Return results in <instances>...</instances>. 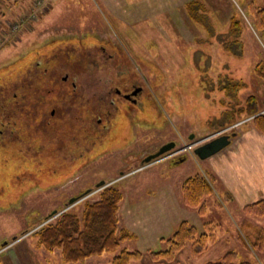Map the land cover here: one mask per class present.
<instances>
[{
    "label": "rangeland",
    "instance_id": "obj_1",
    "mask_svg": "<svg viewBox=\"0 0 264 264\" xmlns=\"http://www.w3.org/2000/svg\"><path fill=\"white\" fill-rule=\"evenodd\" d=\"M190 1L193 15L185 7ZM263 4L15 0L0 5V263L79 264L62 262L60 249L38 246L34 231L65 210L80 215L85 201L115 184L122 193L118 228L134 235L119 249L143 254L130 264H205L229 250L236 251L237 264H264V252L248 244L254 229L264 228V216L244 214L219 183L220 194L206 197L203 214L186 206L181 192L187 177L211 173L208 158L199 159L195 147L253 126L252 116L226 122L230 109L253 94L264 113V80L253 73L264 55L254 28L255 8ZM104 41L115 42L119 52ZM109 52L143 87L139 122L131 117L132 125L117 111L105 116ZM7 126L17 131L14 142L5 140ZM170 141L175 142L170 150L142 161ZM72 197L77 200L70 204ZM182 220L198 232L204 222H213L215 241L199 254L187 244L173 261H153L148 251L167 248L166 239ZM113 255H91L85 262L110 264Z\"/></svg>",
    "mask_w": 264,
    "mask_h": 264
},
{
    "label": "trees",
    "instance_id": "obj_2",
    "mask_svg": "<svg viewBox=\"0 0 264 264\" xmlns=\"http://www.w3.org/2000/svg\"><path fill=\"white\" fill-rule=\"evenodd\" d=\"M192 4L193 2L190 1L185 6L189 7L188 11L191 15H193L191 13ZM254 17V28L264 42V4L255 8ZM232 27L234 28V25L231 24L230 28ZM253 73L264 80V55L253 66ZM258 111V101L255 95H249L242 106L234 110L230 109L229 113L232 116L226 122L231 123L241 115L252 116L253 127L264 133V113ZM214 183V175L208 173H196L187 177L181 183L183 203L195 208L199 214H203L206 210L205 199L213 194ZM121 197L122 193L115 184L103 187L96 200L84 202L80 215L65 210L58 214L54 221L34 231L37 245L47 251L60 249L61 261L64 263L87 264L85 260L89 256L100 255L104 252L114 253L110 264H130L140 260L143 254L139 250L119 249L123 241L134 237L126 228L119 229L117 225V212ZM226 197L230 198L228 192ZM215 204L218 205L219 202L216 201ZM242 211L246 215L264 216V198L244 205ZM203 228V231L198 232L194 225L182 220L173 234L166 239L167 248L149 250V257L153 261L171 262L187 244L190 245L193 254L202 253L216 239V224L207 221L203 223ZM254 233V239L248 244L252 249L264 252V228L257 227ZM236 259V251L229 250L218 261H208L205 264H237ZM238 264L252 263L241 261Z\"/></svg>",
    "mask_w": 264,
    "mask_h": 264
},
{
    "label": "crops",
    "instance_id": "obj_3",
    "mask_svg": "<svg viewBox=\"0 0 264 264\" xmlns=\"http://www.w3.org/2000/svg\"><path fill=\"white\" fill-rule=\"evenodd\" d=\"M15 0H3L1 5ZM210 174L214 175V192L229 193V201L240 207L264 198V133L253 126L236 133L231 142L208 157ZM218 190V191H217ZM211 194V195H213Z\"/></svg>",
    "mask_w": 264,
    "mask_h": 264
},
{
    "label": "flooded vegetation",
    "instance_id": "obj_4",
    "mask_svg": "<svg viewBox=\"0 0 264 264\" xmlns=\"http://www.w3.org/2000/svg\"><path fill=\"white\" fill-rule=\"evenodd\" d=\"M104 43H111V48L113 50H116L115 52H119V48L117 47L116 43L113 41H104ZM103 45V44H100ZM115 56V54H114ZM113 52H109L107 55L106 64H107V85L106 88L103 90L106 95L108 96L107 99L104 98L105 104H104V109H105V116L112 118L113 113L116 112L117 116L123 117V119L126 121V123H129L132 125V121L130 120L131 117L139 122V109L143 107L140 106V102L143 103L145 100V96L143 94V87L139 86V81L135 80V78L129 77V73L123 69L121 71L119 69L118 63H115L111 60L113 59ZM113 72V73H112ZM131 73V72H130ZM132 74V73H131ZM67 75V74H66ZM64 75L62 76L63 80L67 79V76ZM116 77V78H114ZM71 84L75 86V82L72 81ZM75 90V88H72V91ZM77 91V89H76ZM76 93V92H75ZM74 93V94H75ZM28 110L31 109V106L27 107ZM51 115H55V109L50 110ZM134 115V116H133ZM45 117V116H44ZM110 122V120H108ZM45 122L48 124L50 123L47 118L45 119ZM97 122H101V118L99 117L97 119ZM107 126V125H106ZM8 132L6 131L7 137H5L6 142H11L16 140L15 136H17V131L12 130V128H9ZM106 129V127H105ZM107 130V129H106ZM3 133V129H0V136ZM4 141V140H3ZM174 142V141H170ZM169 143V142H167ZM175 146V142H174ZM173 146V147H174ZM160 147V146H159ZM158 147V148H159ZM155 152V151H154ZM153 152V153H154ZM152 154V153H150ZM148 154V155H150ZM147 156V155H146ZM145 156V157H146ZM142 161H144V158ZM137 158L135 157V160ZM123 170L121 169L119 172H122Z\"/></svg>",
    "mask_w": 264,
    "mask_h": 264
},
{
    "label": "water",
    "instance_id": "obj_5",
    "mask_svg": "<svg viewBox=\"0 0 264 264\" xmlns=\"http://www.w3.org/2000/svg\"><path fill=\"white\" fill-rule=\"evenodd\" d=\"M236 132H231V133H224V134H219L215 136L214 138L204 142L203 144L195 147L193 149V153L199 158V159H205L208 158L209 156L217 153L224 147H226L230 142L231 138L235 136ZM192 137V135H190ZM174 146V142H169L161 145L154 153L147 155L144 158V162L151 161L152 159H156L157 157L161 156L168 150H170ZM104 181H100L97 186H103ZM77 200V197H72L69 199V203H73L74 201Z\"/></svg>",
    "mask_w": 264,
    "mask_h": 264
},
{
    "label": "built area",
    "instance_id": "obj_6",
    "mask_svg": "<svg viewBox=\"0 0 264 264\" xmlns=\"http://www.w3.org/2000/svg\"><path fill=\"white\" fill-rule=\"evenodd\" d=\"M2 1H3V0H0V4H1Z\"/></svg>",
    "mask_w": 264,
    "mask_h": 264
}]
</instances>
